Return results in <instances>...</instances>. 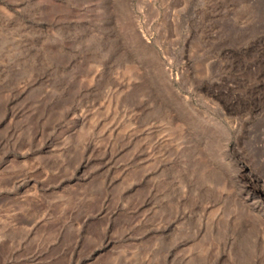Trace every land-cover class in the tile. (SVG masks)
I'll use <instances>...</instances> for the list:
<instances>
[{
	"label": "rangeland",
	"instance_id": "obj_1",
	"mask_svg": "<svg viewBox=\"0 0 264 264\" xmlns=\"http://www.w3.org/2000/svg\"><path fill=\"white\" fill-rule=\"evenodd\" d=\"M261 142L264 0H0V264H264Z\"/></svg>",
	"mask_w": 264,
	"mask_h": 264
},
{
	"label": "bare ground",
	"instance_id": "obj_2",
	"mask_svg": "<svg viewBox=\"0 0 264 264\" xmlns=\"http://www.w3.org/2000/svg\"><path fill=\"white\" fill-rule=\"evenodd\" d=\"M195 111H197V109H195ZM166 113H168V112H166ZM171 113L169 111V114H171ZM257 149L259 152V157L260 158L264 157V144H263V142L260 143V146H258ZM263 161H264V159H263ZM219 174L223 175V172L221 171V169L219 171ZM231 179H234V180L238 179V181H242L244 183V185H243L244 190H237V191L231 190L233 193L232 194V202H233L236 209H239V210L247 213L246 221L244 223H239L234 228L231 227L233 232L236 233V232H240L242 229H247V227L253 223L252 218L250 219V217H252V216L257 218V220L259 222H262V224L264 226V180H262L258 176L255 177L250 172V170H248V168L246 166L240 167L239 172L236 173L235 175L231 176ZM230 196H231V194H230ZM248 216H250V217H248ZM254 224H255V222H254ZM229 230H230V228H229L228 223H226L225 221H222L220 218L212 217L210 215V238L212 236H214L213 239H210V264H222L221 262L223 261V258L225 257L224 254H225L227 247L229 245H231L230 252L235 256V258H237V261L240 263V254H239V251H237L236 244H235L236 242L234 243L235 240L233 241L232 240L233 238H231L232 235L231 236L228 235V233L230 232ZM227 253H228V250H227ZM226 259H227V257H226ZM230 259H232V258H230ZM227 263H225V264H227Z\"/></svg>",
	"mask_w": 264,
	"mask_h": 264
}]
</instances>
